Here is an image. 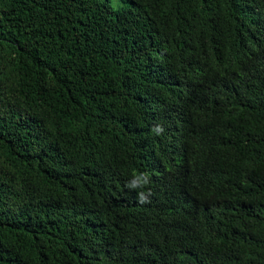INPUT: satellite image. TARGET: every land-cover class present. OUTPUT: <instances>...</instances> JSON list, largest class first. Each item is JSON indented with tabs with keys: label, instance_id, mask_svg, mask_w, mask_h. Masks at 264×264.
I'll return each instance as SVG.
<instances>
[{
	"label": "trees",
	"instance_id": "1",
	"mask_svg": "<svg viewBox=\"0 0 264 264\" xmlns=\"http://www.w3.org/2000/svg\"><path fill=\"white\" fill-rule=\"evenodd\" d=\"M0 264H264V0H0Z\"/></svg>",
	"mask_w": 264,
	"mask_h": 264
},
{
	"label": "clouds",
	"instance_id": "2",
	"mask_svg": "<svg viewBox=\"0 0 264 264\" xmlns=\"http://www.w3.org/2000/svg\"><path fill=\"white\" fill-rule=\"evenodd\" d=\"M152 131L156 135H161L164 132V128L162 125H155ZM134 178L127 183V187L132 190L139 189L137 192V201L139 203H148L150 202V198L153 195L151 189V178L148 172H139L134 173Z\"/></svg>",
	"mask_w": 264,
	"mask_h": 264
}]
</instances>
